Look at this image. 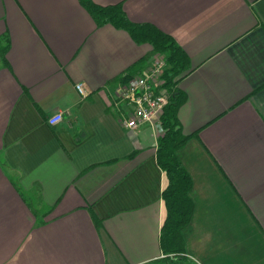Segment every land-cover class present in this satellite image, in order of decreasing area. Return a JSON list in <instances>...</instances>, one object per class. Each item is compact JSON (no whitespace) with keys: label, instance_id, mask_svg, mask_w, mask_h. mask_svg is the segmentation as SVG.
<instances>
[{"label":"crops","instance_id":"obj_1","mask_svg":"<svg viewBox=\"0 0 264 264\" xmlns=\"http://www.w3.org/2000/svg\"><path fill=\"white\" fill-rule=\"evenodd\" d=\"M92 1L121 6L189 57L177 86L191 136L178 152L193 180L188 257L264 264V0ZM152 49L97 26L80 0H0V264L163 257L164 130L126 128L114 94Z\"/></svg>","mask_w":264,"mask_h":264},{"label":"trees","instance_id":"obj_2","mask_svg":"<svg viewBox=\"0 0 264 264\" xmlns=\"http://www.w3.org/2000/svg\"><path fill=\"white\" fill-rule=\"evenodd\" d=\"M85 9L95 20L97 26L112 25L125 30L137 44H150L152 51L126 70V74L116 79L127 83L130 79L144 74L146 67L158 56H165L170 70L167 75L168 87L175 89L169 105L162 115L163 136L159 139L157 161L166 174L167 187L163 192L166 207V218L160 235V247L163 257L145 264H196L187 255V246L183 231L189 226L194 214V202L190 197L193 180L178 158V152L191 139L181 130L178 112L185 103L186 97L178 89L182 76L190 70V60L184 50L170 36L148 24L132 23L119 5L99 6L92 0H80ZM115 81V82H116ZM97 226L101 220L92 212Z\"/></svg>","mask_w":264,"mask_h":264},{"label":"built area","instance_id":"obj_3","mask_svg":"<svg viewBox=\"0 0 264 264\" xmlns=\"http://www.w3.org/2000/svg\"><path fill=\"white\" fill-rule=\"evenodd\" d=\"M170 70L164 56H158L143 75L130 79L114 91L115 104L120 109V122L128 129L138 130L149 125L154 130L162 128V115L175 93L168 87L167 75ZM78 93L86 97L87 90L83 84L75 86ZM62 121V116L53 118L51 126Z\"/></svg>","mask_w":264,"mask_h":264}]
</instances>
